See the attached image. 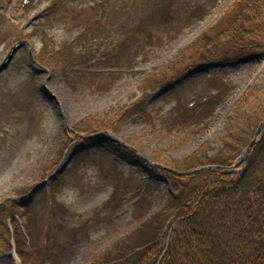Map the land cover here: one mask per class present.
<instances>
[{"label": "rangeland", "instance_id": "rangeland-1", "mask_svg": "<svg viewBox=\"0 0 264 264\" xmlns=\"http://www.w3.org/2000/svg\"><path fill=\"white\" fill-rule=\"evenodd\" d=\"M132 1L133 6L131 0H110L124 11L113 26V35L129 40L135 52L146 45L131 63L133 69L120 70L114 75L105 70L110 65L93 67L91 73H78L67 83L63 76H71L73 72L67 74L53 67L41 70L30 63L24 46L17 49L14 59L0 74V218H5L3 208L14 201L29 202L31 190L37 191L27 205L34 233L26 227L28 244L22 236L18 237L19 245L24 244L19 246L24 264H89L105 252L113 240L129 232L135 224L131 217V199L119 192L117 197L111 196L116 190L132 187L144 188V196L148 192L150 182L143 178L147 175L144 167L149 166L142 167L140 160H149L158 150H167L178 159L198 150L203 142L213 143L215 149H220L217 138L232 105L248 87L264 83V56L242 61L223 71L206 69L190 78L183 77L193 67H187V63L165 69L163 79L156 75L216 17L211 9L216 10L227 0H185L187 10L178 18L181 31L177 35L171 30L174 24L162 17L168 13L162 0H142L146 4L143 13L136 9L138 2ZM50 3L51 0L27 3L0 0V61L6 48L17 40L28 39L36 56L43 46L48 49L50 42L59 44L73 35V25L67 31L51 15L47 18ZM194 4L205 6L210 14L186 27L181 20ZM158 37L162 42L155 44ZM111 62H115L112 66L118 64L115 58ZM214 70L231 92L216 110L212 122L177 145L159 137L164 132L161 115L175 104L182 106L195 94L206 92L210 86L208 74ZM141 98L148 103L146 122L159 124L152 131L143 123L144 116L135 115L112 131L113 135L100 132L92 148L67 130L72 128L84 134L83 130L90 131L96 122L112 116L114 109ZM107 147L116 149L123 157L120 159L117 151ZM215 153L216 150L210 151V155ZM52 177L55 180L51 181V194L47 195L41 184ZM164 180L165 177L152 178L151 188L159 190L153 198L157 200L153 203L157 207L171 196ZM105 203L107 207L103 208ZM113 204L120 207L116 209ZM122 207L125 213L116 220L114 210ZM13 217L21 232V225H25L28 217L20 213ZM11 228L15 226L11 224ZM5 232L0 228L1 254L8 250L3 241L9 238ZM14 232L15 229L13 235Z\"/></svg>", "mask_w": 264, "mask_h": 264}, {"label": "trees", "instance_id": "trees-1", "mask_svg": "<svg viewBox=\"0 0 264 264\" xmlns=\"http://www.w3.org/2000/svg\"><path fill=\"white\" fill-rule=\"evenodd\" d=\"M136 1V9L143 13L146 4L142 0ZM162 1L168 10L162 17L174 24L171 30L177 35L181 31L178 18L187 10L185 0ZM227 1L219 8L216 18L156 75L163 79V71L171 69L172 65L187 63V67H195L202 63H230L246 56L264 54V0ZM205 9L201 4H194L181 21L188 27L193 20L209 14ZM47 12V18L51 15L67 31L73 25L75 32L59 44L53 41L48 49L40 48L36 59L45 67L62 69L67 74L73 72L71 76H63L67 83L78 73H91L93 67L110 65L105 70L114 75L117 72H111L113 69H133L131 63L146 49L144 45L135 52L129 40L124 37L120 40L113 35V26L124 11L110 0H51ZM44 36L48 37L47 34ZM161 42L162 38L158 37L154 43ZM112 58L118 60L117 65L112 66L115 64L111 62ZM99 63L103 65H96ZM207 81L210 86L206 92L195 94L182 106L175 104L161 115L164 132L159 137L177 145L212 122L216 109L230 95L231 88L215 73ZM147 107L143 98L123 105L114 109L112 116L96 122L92 130H83V133L114 132L135 115L144 116L143 123L152 131L159 124L146 122ZM155 112L158 113L152 110ZM263 120L264 83L248 87L242 98L233 104L217 138L220 149H215L213 143L203 142L198 150L178 159L167 150H158L150 158L153 164L143 160L142 163L151 169L150 178L144 180L150 182L147 194L144 196V188L132 187L116 190L111 196L117 197L118 192L130 195L135 224L89 264H264V131L250 148L244 163L225 169L237 161ZM69 134L76 135L71 131ZM82 140L93 145L92 139ZM215 150L216 153L210 155V151ZM202 166L212 168L184 176L169 171L188 172ZM162 177H165L171 196L152 210L153 203L157 202L153 198L159 191L151 188L152 178ZM35 193L36 190H31L29 194L33 197ZM51 200L55 206L54 199ZM106 207L105 203L103 208ZM115 207L119 208L120 204ZM3 211L4 217L12 218L16 213L28 217L24 221L25 227L34 233L29 219L30 207L14 201ZM1 221L0 218V228ZM44 252L47 254L46 250ZM0 264H9L8 258L0 256Z\"/></svg>", "mask_w": 264, "mask_h": 264}, {"label": "water", "instance_id": "water-1", "mask_svg": "<svg viewBox=\"0 0 264 264\" xmlns=\"http://www.w3.org/2000/svg\"><path fill=\"white\" fill-rule=\"evenodd\" d=\"M9 57V56H8ZM5 66V64L3 63L2 65H0V70L3 69V67ZM264 130V121L261 122V124L259 125V127L257 128V130L255 131V134H254V138L253 140L250 142V144L246 147V149L243 151L241 157H240V160L238 163L242 162V161H245L246 160V156H247V153L250 149V147L255 144L257 142V140L260 138V136L262 135V132ZM207 169V167H204V168H200V169H196L194 171H191V172H187V173H184V172H178V171H173L174 173L178 174V175H186V174H192V173H195V172H198V171H202V170H205Z\"/></svg>", "mask_w": 264, "mask_h": 264}]
</instances>
